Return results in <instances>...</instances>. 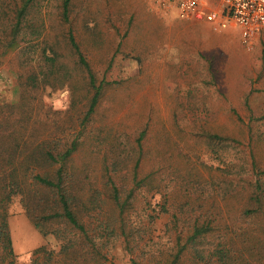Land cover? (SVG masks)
<instances>
[{"label": "rangeland", "instance_id": "1", "mask_svg": "<svg viewBox=\"0 0 264 264\" xmlns=\"http://www.w3.org/2000/svg\"><path fill=\"white\" fill-rule=\"evenodd\" d=\"M16 2L0 0V40L12 33ZM63 2L37 0L29 15L45 24L44 36L57 56L45 54L28 27L19 33L27 42L7 50L0 44V117H19L18 128L47 141L53 151L77 140L71 165L97 186L111 177L130 189L138 167L140 180L149 176L136 192L138 212L158 214L168 197L189 202L184 210L206 204L239 216L242 194L238 198L230 186L222 195L223 163L230 175L245 164L264 179V39L245 42L238 26L215 30L204 21L181 19L176 7L163 10L154 0H70L64 21ZM70 33L102 85L87 122L95 91L68 44ZM46 57L56 58L55 67ZM33 73L36 84L28 80ZM66 85L70 103L56 111L53 93ZM212 136L227 140L215 143ZM30 209L32 215L20 196L8 208L13 249L22 263L42 246L59 248L53 235L45 237L35 227L30 215L39 210ZM168 222L165 215L157 221L155 236ZM109 246L106 264H130L121 240L111 239Z\"/></svg>", "mask_w": 264, "mask_h": 264}, {"label": "trees", "instance_id": "2", "mask_svg": "<svg viewBox=\"0 0 264 264\" xmlns=\"http://www.w3.org/2000/svg\"><path fill=\"white\" fill-rule=\"evenodd\" d=\"M36 1L14 0L12 33L0 40L1 47L7 50L27 42L19 33L28 27L31 37L44 45L45 54L53 51L44 36L45 24L29 19ZM62 9L64 21H69L70 0H64ZM68 41L95 91L84 119L87 122L99 104L102 85L96 84L72 33ZM46 63L55 67L57 60L46 57ZM61 70L60 66L58 72ZM37 78V73H33L28 80L36 84ZM18 127L22 128L19 117H0V264H106L111 255V239L122 241L130 264H264V179L255 169L252 173L248 165H241L230 175L229 165L221 161L227 169L222 171L223 198L229 193L227 187L232 186L237 197L242 194L244 200L239 216L226 215L216 207H211L215 211L207 209L206 204L198 206L201 210H184L189 202L172 203L168 197L158 214L155 210L150 214L134 207L136 192L149 179H139L138 167L130 189L111 177L97 186L81 177L71 165L72 156L78 151L77 140L63 150L53 151L50 143L27 135ZM144 136L145 132L139 143ZM210 139L215 143L227 140L219 136ZM139 146L142 153V144ZM232 176L244 181L235 182ZM241 183L244 186L240 187ZM47 195L51 201H47ZM17 196L22 197L29 214L32 215V207L39 210L36 217L30 215L35 227L45 237L53 235L59 243L57 250L48 246L36 249L27 263L20 262L15 255L8 221V208ZM164 215L169 222L162 235L155 236L156 223Z\"/></svg>", "mask_w": 264, "mask_h": 264}, {"label": "built area", "instance_id": "3", "mask_svg": "<svg viewBox=\"0 0 264 264\" xmlns=\"http://www.w3.org/2000/svg\"><path fill=\"white\" fill-rule=\"evenodd\" d=\"M163 10L174 7L181 19L204 21L215 30L238 26L245 42L264 39V0H156Z\"/></svg>", "mask_w": 264, "mask_h": 264}, {"label": "clouds", "instance_id": "4", "mask_svg": "<svg viewBox=\"0 0 264 264\" xmlns=\"http://www.w3.org/2000/svg\"><path fill=\"white\" fill-rule=\"evenodd\" d=\"M51 91V90H49ZM71 92L68 86L66 85L63 89H57L53 93V97L59 102L53 104V108L56 111L66 110L67 105L70 103Z\"/></svg>", "mask_w": 264, "mask_h": 264}, {"label": "crops", "instance_id": "5", "mask_svg": "<svg viewBox=\"0 0 264 264\" xmlns=\"http://www.w3.org/2000/svg\"><path fill=\"white\" fill-rule=\"evenodd\" d=\"M154 1H156V0H154Z\"/></svg>", "mask_w": 264, "mask_h": 264}]
</instances>
